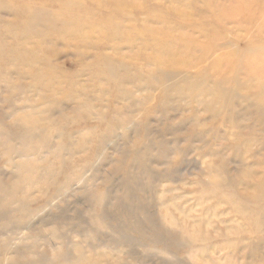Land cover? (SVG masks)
I'll list each match as a JSON object with an SVG mask.
<instances>
[{
    "label": "rangeland",
    "instance_id": "rangeland-1",
    "mask_svg": "<svg viewBox=\"0 0 264 264\" xmlns=\"http://www.w3.org/2000/svg\"><path fill=\"white\" fill-rule=\"evenodd\" d=\"M52 1L0 0V264H264V0Z\"/></svg>",
    "mask_w": 264,
    "mask_h": 264
},
{
    "label": "bare ground",
    "instance_id": "bare-ground-1",
    "mask_svg": "<svg viewBox=\"0 0 264 264\" xmlns=\"http://www.w3.org/2000/svg\"><path fill=\"white\" fill-rule=\"evenodd\" d=\"M72 2H74V3L72 4ZM72 2H70V0H57V2H53L54 4H56L59 7V10L61 12H63V10L65 11V13L62 14V15H59L58 18H56V16H54V20H53L54 21V25L56 23H58L62 17H64L65 19H68L69 21H64V23L62 25L64 27H67V29H66L67 38L70 37L73 40H75V42L77 43V45H85L86 46V44L82 40L83 39V36L81 35V32L84 31V30H86L87 28L83 24H81V23H78V24L74 23V20L76 18L77 19H82V18H85L88 15H91L92 10L87 9V10L83 11L81 9V7L79 6V4L76 3V0H73ZM89 3H91V5H94V7H96L98 10H103L104 8H107V5L103 4L102 1H97V3H96V1H89ZM14 5H15L14 3H9V6H11V7H13ZM71 6L72 7L74 6L75 7V10H73ZM67 7H70V8H67ZM210 7H211V3L210 2L204 4V8L205 9L209 10ZM112 10L114 12L113 14H115L116 17H117V15H119V16H121L123 18V20L126 19V18L128 19V14L122 15L119 12L118 8H112ZM23 11H24L26 17L29 16L30 18H33L34 16H36L35 14H36V12H38V10L34 6H32V5L31 6L24 7V10ZM172 12H173L174 16H179L181 14L177 10L172 11ZM118 19L119 18L117 17V20ZM123 20L121 22H118V21L115 22V21H109V20L102 21V19H99L98 22H97L98 25L100 23H102V24H109V25H111L110 26L111 29H114L115 28L113 31L109 32L107 35H105V36H104V34L101 35L100 38H108V39L109 38H111V39H114L115 38V39H118V37H120V38L121 37H125V38L128 39V28H127V31L125 33H123V34H120L119 33V31L121 30V27H123L124 24H125L124 22L127 21V20L126 21H123ZM126 27H128V26H126ZM149 39H150V41H152V40L154 41V39H156V38L153 35H150L149 36ZM217 46H218L217 44L212 43L210 48H213L214 49V48H217ZM168 47H169L168 44H162L160 46V48L157 49V52H159V54L158 53H155V52L153 54L156 55V56H160L162 58H166V57H168L170 55V53L168 51V49H169ZM208 49H206L204 51V55H203L204 57H206L207 55H210L211 49L210 50H208ZM16 53H18V54H20V55H22V56H24L26 58H30L33 61V63L34 62H37L35 60L36 59V57H35L36 54L34 52H19L18 51ZM151 57L156 59V57L153 56L152 54H151ZM222 58L223 57L218 56V59H220L219 61H223ZM159 62L165 64L164 62H166V61H159ZM221 63L222 62H220L218 65L221 66ZM218 65H217V63H214L213 69H215V70L218 69L219 68ZM35 74H36L35 75L36 78L41 77V75H38V73L35 72Z\"/></svg>",
    "mask_w": 264,
    "mask_h": 264
}]
</instances>
